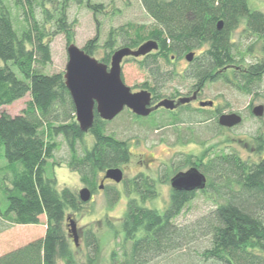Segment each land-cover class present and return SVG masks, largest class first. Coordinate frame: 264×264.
<instances>
[{"label": "trees", "instance_id": "1", "mask_svg": "<svg viewBox=\"0 0 264 264\" xmlns=\"http://www.w3.org/2000/svg\"><path fill=\"white\" fill-rule=\"evenodd\" d=\"M44 1L15 0L27 16V26L22 30H17L10 10L0 2V106L30 97L20 115H0V158L7 162L2 170L10 174V185L0 181V218L11 226H34L40 225L41 217L45 216L47 228L43 238L0 256V264H80L73 247L78 245H72L67 233L66 213L69 209L81 210L84 203L69 188L59 190L56 178L48 173L49 165H56L58 137L65 140L70 152L67 165L92 190L96 189L101 173L128 164L131 157L128 143L106 133V123L98 113L90 130L95 144L79 152L85 133L76 121L75 106L64 77L44 73L51 61L50 40L60 33L71 35L67 4L70 1L86 4L94 12L101 7L89 0H63L54 18ZM249 2L141 0L153 25H130L128 29L120 28L118 34L111 32L106 44L111 54L103 63H111L116 47L137 49L148 41H156L159 49L142 57L140 66L150 78L143 88L157 96L164 94L167 83L180 75L174 69L164 70V65H174L173 60L197 51L199 54L183 74L194 88L221 81L251 95L262 82L264 56L247 72L229 71L241 64L232 40L241 23L246 27L245 36L264 43V13L251 8ZM37 7L42 8L43 23L35 17ZM47 22H54V33H48ZM95 46L91 41L84 51L92 56ZM196 112L202 115L197 124L217 119L216 134L225 130L218 123L221 110L213 117L204 116V110ZM186 121L180 117L163 124L176 127ZM152 126L157 129L158 125ZM255 141L258 163L245 161L236 152L217 155L208 152L197 160L183 157L182 162L196 163L207 176L208 185L201 193L213 203V209L192 223L179 225L176 220L195 193H172L169 205L161 212L145 206L149 195L138 192L140 199L131 198L127 204L120 254L113 253L111 264H151L177 252H184L191 264H264V132ZM119 198V194L110 196L109 204ZM197 241L204 243L200 253L191 249ZM85 245L89 264H94L100 255V245L92 230L85 233ZM193 253H197L195 257Z\"/></svg>", "mask_w": 264, "mask_h": 264}, {"label": "rangeland", "instance_id": "2", "mask_svg": "<svg viewBox=\"0 0 264 264\" xmlns=\"http://www.w3.org/2000/svg\"><path fill=\"white\" fill-rule=\"evenodd\" d=\"M63 0H45V6L50 9L54 18H56L57 8L60 7ZM84 1V0H83ZM91 4L101 7L99 12H94L86 4H77L70 1L67 4V20L71 29V35L64 33L56 34L50 40L51 61L44 68V73L47 75H63L65 76L66 67L68 64L67 49L69 45L74 44L78 48L84 50L87 44L94 41L96 49L91 56L103 63L111 54V49L106 46L109 41L111 32L119 29H128L130 25L147 26L153 25V20L144 10L141 0H89ZM9 10L13 18V22L17 30H22L27 26L26 14L22 9L15 4V0H0ZM250 7L260 10L264 13V0H250ZM35 17L43 23L42 8L37 7ZM45 27L49 34L55 32L56 27L54 22H47ZM245 25L240 24L234 31L232 40L238 51L236 57L241 61L237 66L243 69L255 65L263 59V45L260 41H256L254 37L245 36ZM244 33V34H243ZM70 40V41H69ZM117 46H120L118 41ZM116 47L115 49L117 50ZM115 50V51H116ZM114 51V52H115ZM199 54V51L196 52ZM142 58L134 59L132 57L124 59L122 63V77L124 83L131 88L133 93H138L144 90V84L149 83V74L141 69L140 63ZM174 65H164V70H171L178 74L175 80L168 82L164 87V94H172L175 91L186 93L193 82L186 80L183 77L185 70L189 68V63L185 57L179 60H173ZM110 63L108 64V66ZM242 69V68H241ZM242 69V70H243ZM17 72V70H15ZM18 73V72H17ZM65 81V78H64ZM204 100H215L217 106L222 109V113H239L243 120L241 124L229 130H224L221 134H216L214 123L217 119H211L210 122L197 124L196 121L201 120V116L195 111V105L190 110H185L179 114V118L187 119L185 124L179 127L168 128L160 127V129L151 128L148 120L136 121L133 120L130 113L123 112L116 116L113 120L106 123V133L112 134L117 139L126 141L131 153L130 161L124 166L125 177L132 178L138 170H143L156 175V166L147 167L144 162L149 154L157 158L158 163L169 162L171 155L176 150L184 151L183 157H202L208 152L211 155L220 153L236 152L243 160L258 163L259 156L257 154L258 145L255 141L257 135L264 132V116L257 118L252 111L255 107L264 106V76L258 91L251 95L243 94L229 86L223 85L221 81L209 83L204 90ZM30 97L27 96L23 100L17 101L9 106H0V115L6 113L12 117L20 115L26 108ZM204 116H214L211 110H205ZM196 116V117H195ZM221 116V115H220ZM76 118V117H75ZM170 116L161 114L156 117L158 124L163 121H168ZM193 123L194 125H190ZM194 131V132H193ZM178 133L184 135V138L178 136ZM189 142L184 143V146L172 148V144L177 139ZM59 144L58 150L55 153L56 165H49V175H54L57 180V188L62 190L69 188L79 195L80 190L85 188L80 175L74 172L68 165L67 161L70 158V152L65 140L62 137L57 138ZM168 143L166 146L165 143ZM95 144V138L89 131L85 133L83 140L80 142L78 149L82 152L83 149H91ZM7 166L5 159L0 158V181H4L6 185H10V174L7 170L3 171ZM122 190V185L118 186ZM109 190H97L93 200L84 203L81 210H67V233L69 239L74 245V235L71 232V221L75 222L78 236V246L74 247L76 259L80 264H89L88 250L85 245V233L92 230L98 237L100 245V255L94 264H111L112 255L116 251L120 254V245L123 241L122 220L127 210V204L131 198L139 199L140 196L135 194L121 193L120 200L114 204H109V197L114 195L112 188ZM122 192V191H121ZM158 194L149 197L145 200V206L163 212L170 203V186L159 185ZM201 192H197L195 198L188 203L183 213L179 216L176 222L179 225L192 223L201 216L207 214L213 209V203L206 198ZM6 204V203H5ZM4 204V205H5ZM3 205V207H4ZM46 217H41L40 225L30 226H11L8 222L0 218V256L5 255L17 248L26 246L27 244L39 240L46 233ZM203 241H197L192 248L200 253L203 249ZM197 253H193V256ZM194 256V257H195ZM58 264H63L59 262ZM151 264H191L185 258L184 252H177L159 258Z\"/></svg>", "mask_w": 264, "mask_h": 264}, {"label": "water", "instance_id": "3", "mask_svg": "<svg viewBox=\"0 0 264 264\" xmlns=\"http://www.w3.org/2000/svg\"><path fill=\"white\" fill-rule=\"evenodd\" d=\"M222 23L219 24V29ZM159 49L156 41H148L137 49L121 48L115 51L111 57L110 65L99 62L88 55L84 50L71 44L67 49L68 64L65 72V85L71 95L76 110V121L80 129L87 133L94 127L95 110L101 119L111 121L125 108L130 109L140 117L148 116L153 109L149 108L151 94L148 91L133 93L123 81L122 63L124 59L147 56ZM186 59L192 62L194 53L186 55ZM190 99H181L180 104L190 102ZM212 102L201 103L202 107L212 106ZM164 107L173 110L175 103L165 100L155 107ZM253 115L257 118L264 116V106L253 109ZM242 118L237 114H225L219 117L218 123L224 128H233L241 124ZM105 178L120 183L123 180V172L120 169H110ZM207 185L206 177L197 169L186 173H180L172 180V186L176 190L195 191L204 190ZM92 194L88 188L79 192L80 201L88 203ZM71 232L74 242L78 245V236L75 222L71 221Z\"/></svg>", "mask_w": 264, "mask_h": 264}, {"label": "flooded vegetation", "instance_id": "4", "mask_svg": "<svg viewBox=\"0 0 264 264\" xmlns=\"http://www.w3.org/2000/svg\"><path fill=\"white\" fill-rule=\"evenodd\" d=\"M193 53H194V57H196L197 54L195 52H193ZM140 58H142V57H140ZM134 59H136V58H134ZM185 60L189 64H191L193 62V60H192V62H189L186 59V55H185ZM241 68L243 69V66H241ZM241 68H239L238 66L237 67L236 66L230 67L229 71H231V72L237 71V72H243V73L248 71L247 68L243 69V70ZM208 84H206L203 87H198V88H194L195 85H192L186 93H181L180 91H175L172 94H168V95L162 94L161 96H157L152 91L144 89L142 91H148L151 94V103L149 105V108L153 109V111L146 117L137 116L130 109H127V108H125L123 110V112H125L127 110V112L130 113L133 120H136V121L148 120L151 124L150 125L151 128L155 127L152 125H158V126H156V128L160 129V127L168 128V126H169V125L163 124L167 121H163L161 123L162 126H161V124H158L156 117H158L161 114H165L167 116H170V118H168L169 120L177 119V118H179L178 116L180 113L185 112V110H187V111L190 110L191 107L194 105L196 106L195 111L211 110L214 113H216L218 110L222 111V109L217 106L215 100H204L202 98L205 87ZM181 99H190L191 101L187 102L185 104H180ZM165 100L173 101L175 103V108L173 110L166 109L164 107H159L158 109H155V107L157 105H159L161 102H163ZM203 102H212L213 105L202 107L201 103H203ZM123 112H121L119 115H121ZM95 113H97L96 110H95ZM252 113H253V111H252ZM226 114L227 115L237 114L242 118V116L239 113H226ZM222 115H225V114L221 113V116ZM218 120H219V118H218ZM242 120H243V118H242ZM103 122L109 123V121H105V120H103ZM181 124L177 125L176 127L181 126ZM172 128H175V127L172 125ZM224 129L229 130L232 128H224ZM178 136H180V135H178ZM182 136L185 137L184 135H182ZM184 143L189 144L188 141L185 142L179 138L176 141H174L173 143H171L172 144L171 146H172V148H175L178 146L180 147L181 145L184 146ZM165 144H166V146H168L167 142ZM173 153L175 155H171L169 162L163 161L161 163H158L157 158L152 157L150 154H149V157L147 158L146 161L143 160L144 158L142 159L141 162H144V164H146L147 167L150 168L151 166H156V175L158 177L157 179L154 178L152 176V174L147 173L143 170H138V172H136L132 178H127V177H125L126 174H125V170H124V166H125L124 165V166L118 168L123 172V180L120 183H117L114 180L105 178L106 172L108 171L107 170V171L101 173V175L99 177V181L97 183V187L95 190H92L88 186H85V188H88L91 191V194H92L91 200H93L95 192L97 190H99V191L106 190L107 191V190H109L108 188H112L111 190L114 192L115 195L116 194L121 195V193H123V192L124 193L129 192L130 194L132 193V194H135L136 196H138L139 195L138 192H141L142 194L149 195V197H152V196L159 193L158 192L159 185H169L170 186V194L177 193V192L178 193H185L186 192V193H195L196 194L197 192L204 191L205 189L204 190H195V191H185V190H176L173 188L172 180L178 174L186 173L192 169H197V170H199V172H201V170L195 165L196 163L193 165L192 164L187 165L186 163L182 162L184 151L176 150V152H173ZM197 158H200V157H196V159H194V160H197ZM115 169H117V168H115ZM204 176L206 177L207 185H208V178L205 174H204ZM119 185H122V190H119V188H118ZM207 185H206V187H207ZM119 200L120 199H118V201Z\"/></svg>", "mask_w": 264, "mask_h": 264}]
</instances>
